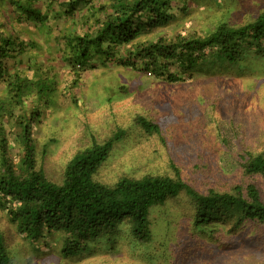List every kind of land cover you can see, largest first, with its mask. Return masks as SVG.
<instances>
[{
    "label": "trees",
    "instance_id": "obj_1",
    "mask_svg": "<svg viewBox=\"0 0 264 264\" xmlns=\"http://www.w3.org/2000/svg\"><path fill=\"white\" fill-rule=\"evenodd\" d=\"M189 1L0 0V211L19 246L46 247L58 236L62 258L82 256L89 261L92 244L118 235L122 226L129 230L130 242L144 246L152 239V210L169 198L183 196L191 205L193 227L221 226L211 231L216 238L225 230L236 236L224 242L227 246L259 247L262 252L248 250L245 260L264 264V186L245 182L264 180V133L247 129L245 115H237L231 93L222 91L218 97L221 111L229 118L224 127L229 134L210 118L224 149L242 169V182L230 188L199 191L183 180L174 163H170L173 176L146 174L121 176L113 183L100 181L97 175L124 138L122 131L74 154L60 183L48 179L38 161L33 129L47 97L56 92L57 79L55 67L38 63L39 54L43 53V60L52 52L61 56L62 65L74 75L75 87L82 72L99 62L105 68L117 65L165 83H184L203 72L236 69L240 73L264 60V12L240 25L221 22L210 29L159 33L153 40L137 41L146 32L169 26L177 11L188 12ZM28 32L46 36L48 51ZM29 52H38L27 62L32 75L10 72L9 65L17 66ZM31 97L35 105L27 111L23 104ZM135 124L148 138L165 140L163 123L138 116ZM11 262L0 233V264Z\"/></svg>",
    "mask_w": 264,
    "mask_h": 264
},
{
    "label": "rangeland",
    "instance_id": "obj_2",
    "mask_svg": "<svg viewBox=\"0 0 264 264\" xmlns=\"http://www.w3.org/2000/svg\"><path fill=\"white\" fill-rule=\"evenodd\" d=\"M189 2L188 12L177 11L169 26L159 32H146L137 41L153 40L159 33L173 35L194 28L210 29L221 22L240 25L264 12V0ZM28 33L48 51L46 36ZM51 46L53 50L52 41ZM37 53L21 56L17 66L9 65L10 72L31 76L27 62ZM39 55L38 63L55 67L57 77L56 92L47 97L41 107V120L33 129L38 161L51 181H62L66 164L78 151L122 131L124 138L97 175L100 181L113 183L121 176L137 178L146 174L173 176L170 163H174L183 180L199 191L227 189L242 182V169L233 154L224 149L216 124L210 118L218 120L222 131L229 134L224 129L229 118L221 111L218 97L222 91L231 93L237 115H245L247 129L258 128L257 135L264 133V60L251 63L240 73L236 69H221L211 75L203 72L184 83H165L117 65L105 68L99 62L82 72L75 87L74 75L62 65L61 56L52 52L51 57L43 60V53ZM34 101L32 97L26 99L25 110L34 107ZM138 116L163 123L165 140L141 133L135 124ZM13 152L17 155L19 150ZM245 182L264 186L262 178ZM190 207L183 196L169 198L151 212V242L135 246L130 242L129 230L122 226L118 235L105 236L102 243L92 244L89 261L82 256L62 258L58 236L51 238L46 247L19 246V239L7 225L2 211L0 233L12 255L11 264H247L248 250L262 252L257 246H227L224 242L236 240V236L223 230L216 238L211 231L222 229L221 226L193 227Z\"/></svg>",
    "mask_w": 264,
    "mask_h": 264
}]
</instances>
